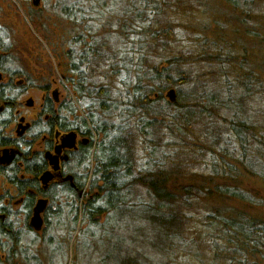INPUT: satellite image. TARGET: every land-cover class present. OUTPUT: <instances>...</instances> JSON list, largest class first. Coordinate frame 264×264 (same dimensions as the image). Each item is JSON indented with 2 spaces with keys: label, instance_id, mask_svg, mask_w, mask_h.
Listing matches in <instances>:
<instances>
[{
  "label": "trees",
  "instance_id": "1",
  "mask_svg": "<svg viewBox=\"0 0 264 264\" xmlns=\"http://www.w3.org/2000/svg\"><path fill=\"white\" fill-rule=\"evenodd\" d=\"M24 1L29 4V0ZM243 1L41 0L42 10L29 8L25 12L29 22L47 34L53 19L75 25L72 42H68L73 49L66 53L69 63L65 64L63 74L65 81L72 84L77 102L91 104V108L85 107L81 116L72 105L65 103L55 109L45 98L38 120L32 123L29 141L13 144L15 148L22 147L21 157L8 169H0V176L7 179L28 205L16 214L11 209L1 211L6 219L0 216V264H24L25 261L16 262V259L27 256V247L23 250L20 246L25 245V234H35L28 219L39 197L50 203L43 215L45 222L57 213L53 207L65 197L74 224L79 219L87 222L89 228H96L104 216L110 233L116 228L115 220L132 223L135 226L128 231L136 236L129 237L131 244L139 242L156 259H176L179 254L182 256L179 249L186 248L194 252V259L184 255L197 264H264V123L253 121L251 115L245 117V122H226L228 132L224 130L227 132L224 140L222 129L210 131L207 127L217 117L214 110L238 113L236 105L240 100H245V108L255 102L264 109V0ZM240 2L245 4L242 13L245 19L223 15L222 8L238 11ZM216 9L220 20L214 13ZM167 15L177 18L176 21L167 19ZM190 16L207 21L191 24L187 21ZM127 23H131L130 33L122 31ZM133 24L138 25V30L134 31ZM240 25L235 34L244 42L226 43L225 36L230 38L233 28ZM173 26L191 32L176 47L180 51L178 55L160 57L157 49H153L154 53H146V59L137 64L136 57L132 63L129 55L123 53L117 60L116 52H111L114 39L122 40L123 36L156 43L161 38L172 39ZM44 39L47 41L46 35ZM225 48L235 54L244 53L241 65L245 64V77L222 71L224 64L236 66L232 60H221L217 51ZM11 53V44L0 33V75L7 81L0 83V107L4 106L0 113V146L13 143L5 129L12 123L17 102L34 87L30 75L11 69ZM149 56L154 62L163 60L166 66L161 70L157 65L151 66ZM203 65L215 70L211 73L214 77L224 80L221 87L228 93L223 101H217L218 95L198 85V75H193L192 70ZM116 74L120 75L123 88L121 100L118 94L112 96L111 91L115 82L110 77ZM89 78L101 82L92 83L89 87L99 88L90 93L85 88ZM229 90L240 92L241 97L234 101ZM169 91H173L174 101L167 97ZM135 118L141 128L163 127L168 135L172 133L170 124L176 120L180 134L198 133L210 141L207 152L217 164L210 163L209 173L204 175L190 174L183 162L173 161L171 165L170 160V167L165 169L150 165L153 160L150 157L148 169L136 174L132 134ZM56 128L74 130L90 143L71 156L68 172L74 177L75 187L51 185L43 190L39 177L47 170L44 151L52 149ZM141 133L139 130L138 135ZM97 138L100 141L93 148V140ZM41 139L45 141L43 150L38 147ZM232 155L239 158L233 161L235 164L229 162ZM165 161L161 164L166 165ZM82 191L84 198L79 196ZM142 195L146 203H142ZM19 214L24 215L22 220L17 218ZM118 239L115 255L109 260L116 264H147L146 257H140L144 263L139 258L126 257L124 241Z\"/></svg>",
  "mask_w": 264,
  "mask_h": 264
},
{
  "label": "rangeland",
  "instance_id": "2",
  "mask_svg": "<svg viewBox=\"0 0 264 264\" xmlns=\"http://www.w3.org/2000/svg\"><path fill=\"white\" fill-rule=\"evenodd\" d=\"M27 3L25 1L22 2V0H0V33H2L7 42L11 44L12 50V60L10 63L11 65L9 66L12 70H17L18 72H22L25 75H30L31 79H33L34 85V87L29 88L30 90L27 91L26 95H24V97L20 99V102L23 103H25V101L27 100L33 101L34 107H21V115L18 116L24 117L25 123H30L31 121H33V115H35L34 113L39 111L38 105L40 106L42 102V95L45 93L49 96L50 90L48 89L50 88H53L51 94L55 91L58 92V90L61 93V95L59 94L57 96V100L59 102L56 106L54 105L56 108H58L62 104L67 103L70 104V106L72 105V109L75 108V112L78 115L83 116L85 113L84 108H91V104H88L86 106L84 102L81 104L77 102V97L75 91L73 90V86L71 83L65 81L63 74V71L66 70L65 66H67L65 64L69 63V57L66 56V53L69 52L70 49H73V47L70 48L68 42H72V37L74 36L73 26L75 27V25H73V23L71 22H65L64 20L59 21L58 19H53L51 25H49L48 28L49 34H47L44 30H39V28L35 27L31 22H29L25 13L26 11H29V8L42 10L44 6H42L41 0L38 7H35L32 4V0H29V4ZM238 7L239 10H235L233 12L232 10H229L227 8H222V13L223 15H226L227 18H230L231 16L234 19H245V16L242 17V13H245V4L240 2L238 4ZM229 12H231V14ZM214 13L220 20L221 17L219 9H216ZM166 18L172 21H176L177 19L169 15H167ZM190 18L187 21H189L191 24H195L198 22L206 23L207 21L206 18L200 16L196 19H193L194 17L191 16ZM130 24L127 23L125 25L127 26L126 29L122 28V31L125 33L132 32V30H130ZM238 24L240 23L238 22ZM132 27L134 31L138 30V25L133 24ZM182 29L183 28L181 27L173 26L172 32L174 37L172 39H164L160 37L161 42L157 40V46H154L157 44L156 41L154 42V40L148 42L146 40L138 41L135 36H128L127 38L123 36L122 38H120L122 40L114 39L115 43L111 45V47H113V50H110L111 52H116L115 56L117 60L119 58V55L125 53V55H129V57H131L132 63H135L137 58V64L142 61L146 53H149L150 51H153L154 53V50L156 49V51L159 52L157 53V55L160 57H163L164 54L168 56H175L180 54V51L176 47L183 44L181 41L185 39L187 35L186 33H188L186 31H182ZM238 29H241V25L238 26L237 29L236 27L233 28V34L230 35V38L225 36L224 40L226 43L229 42V44H241L244 42V40L240 38L239 35L235 34V31ZM203 31L205 32L206 29L203 28L202 32ZM237 34H239V32ZM44 35L47 36V41L44 39ZM189 35H191L190 31L188 33V36ZM207 38L210 39L211 37L207 35ZM135 42H139V44H135ZM217 52L221 54V60H232L236 64V66H233V68L229 64H224L223 68L225 69L222 71H225V73H227L228 75L230 73L232 74L233 72V75H235L236 77L238 76V74L239 77H245V64L242 63L244 65H241L244 53L235 54L233 51H231V49L227 50L226 48L221 49ZM235 58L238 60H235ZM144 59H146V57ZM148 63L151 66L157 65L159 70L166 66L163 60L160 59L157 62H154V60L150 56L148 57ZM212 70L215 71L214 69ZM212 70L206 65H203V67L198 66L197 68L193 69L192 74L198 75V85L205 88L208 92L214 95H218L217 101H223L226 96L225 94L228 93V90L224 87H221V85L224 83V80H221L218 77H214L211 74ZM117 73H119V71ZM112 76H114V78L110 77V80L111 82H113V80L115 82V84L111 88L112 96L118 94L117 96L121 100L123 96V88L121 87V80L119 79L120 75L116 74V76ZM70 80L72 81V79ZM17 81H19V79H17ZM96 82L101 83L98 79L89 78V80H87L85 88L89 90V93L91 90H97L99 88L94 87L95 89H92L91 87H89L92 83L94 84ZM228 82H231V80H228ZM40 89H43L44 91ZM240 94L241 93L238 91L234 92V90H229V95L233 96L234 101H236L238 97H241ZM45 98H47L46 95ZM241 101L242 100L238 102V106L236 105V111L238 113H227L221 110H214L217 117L213 120H210L211 122L207 120L209 121L207 126L208 129L210 131L222 129L221 134L224 136V140L227 139L226 135L228 132L225 128L228 127L226 122H245V117L248 118V116L251 115L253 121L258 122L259 124L264 123V109L262 105L251 102L252 104H247L245 108V100H243V102ZM35 107L36 109H34ZM18 116L16 117V119H18ZM68 119H70L69 121L72 120L70 116H68ZM157 120L160 119L157 118ZM107 121L109 120L107 119ZM138 121V118H135L133 122L134 129L132 132V134H134L135 136H133V155L135 163L138 165H135V167L137 166L135 172L136 174L144 173L150 165H155L158 167L164 166V168L167 169L168 167H170V160L172 162L171 165H173V161L181 163L183 162V164L185 165L184 168H186L188 170V173L190 174L196 172L197 174L204 175L206 173H209V167L211 165L210 163L213 162L214 165L215 163L217 164L216 160H214V158L212 157H209V153L207 152L211 147L210 141L206 140L204 137H201V135L197 133L198 130L196 129L197 132L195 131L196 127L192 128V130L197 133L193 136L180 134L176 130L178 123L175 120L173 121V124H170V130H172V133L168 135L166 129L163 127H159L157 129H153V127L141 128V124L138 123L139 126L137 125ZM110 122L116 124L115 121ZM15 123L17 124V121H15ZM166 123L168 124L169 121H166ZM11 129H13V127H11ZM139 130H142L141 135H138ZM224 130L227 132H225ZM9 132V134H12V137H15V135L13 134V130L11 132V130L9 129ZM99 141L100 138L93 140V148L94 145H96V143ZM172 141L173 143H168ZM39 142H43V140L41 139V141ZM41 150L43 149L41 148ZM150 157L153 160L150 161V165H147ZM164 159L166 160V165L161 164ZM235 160H239V158L235 157L234 155L230 156V163H233V161L235 162ZM205 163L206 166L204 165ZM135 173L133 175L136 176ZM57 190H60V187ZM83 195L84 192L82 191L79 194L80 198H84ZM144 196L145 195L141 196L142 203L147 202V199H145ZM0 198V204L4 200H9V202L12 203L11 210L14 211L15 214L17 213L19 208L14 207V202L17 200V198H19L17 192L12 185L7 183L6 180L2 178H0ZM66 200L67 199H65V197H61V200L56 203L57 207H53L57 213L55 212L56 214H54L48 222L44 221V224L41 226L42 228L40 227V231L38 230L37 232H35V234L24 235L25 238L23 240L25 242V245L22 244L20 246V249L24 250L25 247H27L26 250L28 253L27 256L23 258H17L16 262L20 260L25 261L24 264H104L105 262L109 261L110 264H116L114 260L109 259H111L115 255V247H118L117 239L122 238L121 241H124V244H122L124 247L123 249H126L124 252V255L126 257H134L141 260L143 259L140 257H146L147 261L145 260V262L147 264H155L159 262H163V264H197L196 262H193L191 261V259H188L186 257V255H189L192 259H194V252H191V249L180 248L179 251L182 253V256L181 254H179L180 257H177L179 256L177 255L176 259H169L166 257H157L158 259H156L151 253L148 252L147 248L143 247V245H141L139 242L138 244L133 246L129 240V237H134L136 235L132 234L128 230L130 229L132 231V227L135 225L132 226V223L130 222L129 224H126V222L117 223V221L115 220L116 228L110 230V233L108 230L110 225L108 226L106 222L107 218H105L104 216L100 218L96 228H89L87 222H82L79 219L74 224L72 222L74 216L73 213L70 212V209L66 204ZM49 204L50 203H48V206ZM23 218L24 216L21 214V216H19V219ZM137 226L140 225L137 224ZM141 226L144 227V225ZM137 239L139 238L137 237ZM127 243L131 245V247L127 245ZM117 253L120 254L119 250ZM104 259L107 261H105ZM142 262L144 263V260Z\"/></svg>",
  "mask_w": 264,
  "mask_h": 264
},
{
  "label": "flooded vegetation",
  "instance_id": "3",
  "mask_svg": "<svg viewBox=\"0 0 264 264\" xmlns=\"http://www.w3.org/2000/svg\"><path fill=\"white\" fill-rule=\"evenodd\" d=\"M1 82L2 83L7 82L6 78H4L3 75H0V83ZM52 89L53 88L48 89V90H50L49 96H48V94H45V93L42 95L44 98L42 97V102H41L40 106L38 105L39 111L34 113L35 114V115H33L34 120L31 121L30 123H25L24 117L18 116V115H21L20 114L21 113V107H23V106H24V108L25 107L26 108L34 107L33 101L27 100V101H25V103L20 102V101L17 102V106L14 110V115H13L14 117L12 118V123L11 124L9 123L8 129L6 131V133L9 135L8 138L10 139V141H13V143H10L7 146H0V169H5V170L8 169L11 165L16 163L18 157H21V150H23L22 147H20L18 149V148H15V146L13 144H15L19 141H29L28 135L32 131V123H35L38 120V116L40 115L41 110L44 107L45 95L47 96V99H49L52 102L53 105L56 106L58 104L59 101L57 100V96L59 94L61 95V93L58 90V92L55 91L51 94ZM29 90L30 89H28V91ZM3 109H4V106L0 107V113L3 112ZM34 109H36V107ZM55 109H57V108L55 107ZM17 116H18V119H16ZM15 121H17V124L15 123ZM15 124H16V126H15ZM14 126H15V128H14ZM11 127H13V129H11ZM9 129L11 130V132L13 130V134L15 135V137H12L11 136L12 134H9L10 133ZM67 135L74 137L73 141L71 143L67 142V146H65V148L62 149V152L58 156L59 168L57 171H53L52 167L49 165V162H47L45 160V154L51 153L52 155H54L55 148L57 146H62V141L65 138V136H67ZM44 139H42L43 142H38V147L40 149L45 147ZM89 143H90V140L88 138L85 139V138L81 137L80 134H78V132H76L74 130L63 131V130H60L59 128L55 129L54 136H53L52 149L44 151V156H43L45 162L47 163V170L45 172H47V171L51 172L53 174V179L45 187L41 186L43 188V190H47L48 187L51 185L58 186V185L68 184V186L71 188L75 187L74 186V177L68 172V169H69L68 165H69V162L71 160V156H73L75 154H79V151H81L84 147L88 146ZM5 152H7V153L4 154ZM12 153H13V158L11 159L10 162H7L6 160H7L8 156L12 155ZM65 158H66V160H65ZM40 177H39V184L42 185V183L40 181ZM69 177H71V179H72L71 181L66 180ZM0 178L6 180V182L8 183L7 179L4 176H0ZM0 200H1V198H0ZM45 201L46 200L41 198V197L36 199V201L34 202V208L32 210V214L28 219L29 224L34 228L35 232H37L38 230L39 231L41 230V228H42L41 226L44 224V221H45L43 215L48 208V202H45ZM11 204L12 203H10L9 200H4L0 204V212L2 210H5V209H11V207H12ZM24 205H28V203L26 202V199H23L20 197L17 198V200L14 202L15 208L17 207L20 209ZM10 211H12V210H10ZM0 216L2 217V220L6 219L5 214L0 213ZM19 216H21V214L17 215V218H19ZM20 220H22V219H20Z\"/></svg>",
  "mask_w": 264,
  "mask_h": 264
},
{
  "label": "water",
  "instance_id": "4",
  "mask_svg": "<svg viewBox=\"0 0 264 264\" xmlns=\"http://www.w3.org/2000/svg\"><path fill=\"white\" fill-rule=\"evenodd\" d=\"M39 3H40V0H32V4L35 7H38ZM167 97L169 98L170 101H174L175 95H174L173 91H169L168 94H167ZM73 138L74 137H72L70 135L65 136V138L62 141V146H57L55 148L54 155H52L51 153H46L45 154V160L47 162H49V165L52 167L53 171H57L58 170V168H59L58 156L62 152V149L65 148V146H67V142L71 143L73 141ZM6 153L7 152H5L4 154H6ZM12 158H13V153H12V155L8 156L6 161L10 162ZM65 160H66V158H65ZM52 179H53V174L51 172L47 171V172L43 173L42 176L40 177V181L42 183V186L45 187ZM66 180H70L71 181L72 179H71V177H69Z\"/></svg>",
  "mask_w": 264,
  "mask_h": 264
},
{
  "label": "bare ground",
  "instance_id": "5",
  "mask_svg": "<svg viewBox=\"0 0 264 264\" xmlns=\"http://www.w3.org/2000/svg\"><path fill=\"white\" fill-rule=\"evenodd\" d=\"M6 118H4L3 120H5ZM5 131H6V129H5Z\"/></svg>",
  "mask_w": 264,
  "mask_h": 264
}]
</instances>
